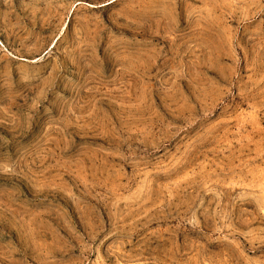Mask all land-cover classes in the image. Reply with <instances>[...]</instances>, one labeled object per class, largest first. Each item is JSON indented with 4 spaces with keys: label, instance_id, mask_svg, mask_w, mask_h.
<instances>
[{
    "label": "rangeland",
    "instance_id": "obj_1",
    "mask_svg": "<svg viewBox=\"0 0 264 264\" xmlns=\"http://www.w3.org/2000/svg\"><path fill=\"white\" fill-rule=\"evenodd\" d=\"M0 264H264V0H0Z\"/></svg>",
    "mask_w": 264,
    "mask_h": 264
}]
</instances>
